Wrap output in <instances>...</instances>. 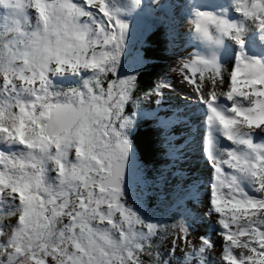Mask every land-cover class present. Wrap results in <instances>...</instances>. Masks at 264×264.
I'll use <instances>...</instances> for the list:
<instances>
[{
  "label": "snow or ice",
  "instance_id": "6c2138e0",
  "mask_svg": "<svg viewBox=\"0 0 264 264\" xmlns=\"http://www.w3.org/2000/svg\"><path fill=\"white\" fill-rule=\"evenodd\" d=\"M181 9L199 46L172 106L166 78L138 92L145 36L175 55ZM144 124L162 162L137 153ZM213 214L228 264H264V0H0V264H214ZM166 220L181 234L154 249Z\"/></svg>",
  "mask_w": 264,
  "mask_h": 264
},
{
  "label": "rangeland",
  "instance_id": "374dc122",
  "mask_svg": "<svg viewBox=\"0 0 264 264\" xmlns=\"http://www.w3.org/2000/svg\"><path fill=\"white\" fill-rule=\"evenodd\" d=\"M119 2H121V0H113V3H119ZM123 2H126V0H123ZM208 8H209V10H211L210 7H208ZM167 10L169 11L170 14L173 11L172 9H167ZM32 11L33 10H29L30 13ZM151 13L152 12L150 10L146 9L145 13H142L135 18L136 22H131L132 23V32L134 34V37H137L138 35L141 34V31L139 30V28L145 29L147 27V24H148L147 20L149 19V16ZM185 16H186V14L184 11H179V13L174 16V20H175V23L177 25V29L180 33L181 39H180V48L177 50V53L175 55L172 53V55H171V58H172L173 63L175 65V70H173L171 72L174 74V77L172 79H169V77L166 79L167 82L173 86V88H174V85H173L174 83L178 82L179 80H183L182 76L184 74H182L181 70H180V61L182 59H184V57H187V55H188L187 52L191 48H193L195 46H197V47L199 46V42L196 40L195 35H194L195 23L191 19H189L186 21V24H185ZM139 21H141V22L139 23ZM136 27H138V29ZM190 33L192 35H190ZM134 41L136 42V38L132 42H134ZM132 42H130L131 45H132ZM132 51H133V49L130 48L129 52L131 53ZM185 54H186V56H185ZM210 55H211V53H209V54L207 53L205 56H210ZM180 57H182V58H180ZM185 74H187V73H185ZM197 79H199V74H197ZM197 83H199V80L197 81ZM203 90L205 93H208L211 90V84H210V80H209L207 73H205ZM164 92H165L166 99L168 100V102L172 106L182 105L183 100L180 99V97H183L184 95L181 92L177 91L175 88H174V90H169L167 85L164 86ZM170 94L171 95L173 94V96H175V100L172 101V99L167 98ZM176 95H177V97H176ZM189 98H190V96L188 97V99ZM222 142H225V144H226V141H222ZM200 167H202V168L204 167L202 161L200 162ZM225 170L231 171L230 169H227V168H225ZM197 175L200 176V180L202 183H204V184L207 183V177L205 178L204 170L198 172ZM204 178H205V182H204ZM204 195H206V189H203L201 191V196L203 197ZM202 209H203V205H201L200 210H202ZM7 219L11 220L14 218H7ZM0 222H2V221H0ZM207 225H213L216 228L221 227L218 225V217L216 214H213L212 216L208 217V219L205 221V226L202 227L200 229V231L208 232V234L211 236L212 241L216 245V247L211 249L209 252V255L213 258L214 264H228V262L223 259V252H222V249L220 247L222 237L220 235H218L215 230L209 229L207 227ZM180 234H181L180 229L177 226H175V228H173L172 234L171 235L167 234V236H166L167 238L164 239V242H165L164 243V250H167L169 245L172 243V239L174 237L180 235ZM190 239H194L198 242L199 238H198V236H196V237H190ZM241 239H243V238H241ZM241 251H247V250L239 248V247H236L233 249L234 254L239 253Z\"/></svg>",
  "mask_w": 264,
  "mask_h": 264
},
{
  "label": "trees",
  "instance_id": "16d2710c",
  "mask_svg": "<svg viewBox=\"0 0 264 264\" xmlns=\"http://www.w3.org/2000/svg\"><path fill=\"white\" fill-rule=\"evenodd\" d=\"M152 25L153 21L148 23L147 29L149 30V33L151 31ZM141 32L143 33L144 31L142 30ZM160 40L161 37L158 35L153 36L151 40H148L147 36H145L146 42L143 44V49L148 50V54L153 57L148 61L149 66L140 74L141 81L139 84L138 94L142 98L144 93L149 90L150 86H155L157 81L161 80L162 78H166V73L168 72L166 71L167 68L173 65V60L171 58L172 53H165L160 50ZM136 47H140V44H137L135 41L132 42V45H129V49L132 48L134 50ZM145 103H147V101H145ZM134 139L137 146V153L139 155L151 157L152 153L156 152L157 155L155 156V161L162 162V159L158 154L160 151V147L157 142L158 137L150 125H142L137 130ZM175 226L176 225L171 220H166L165 224H163L160 228V234L158 237L154 238L156 240L154 249L156 246L164 249V239L167 238V234H172L173 228H175ZM155 255L156 252L154 250L151 257L145 254L142 256V259L144 260L145 264H152V260Z\"/></svg>",
  "mask_w": 264,
  "mask_h": 264
},
{
  "label": "bare ground",
  "instance_id": "6f19581e",
  "mask_svg": "<svg viewBox=\"0 0 264 264\" xmlns=\"http://www.w3.org/2000/svg\"><path fill=\"white\" fill-rule=\"evenodd\" d=\"M235 3H236V0H232V4H233V6H235ZM213 6H214V4H213ZM212 6V7H213ZM199 79H197V81H198ZM174 85V88L177 90V91H179V92H181L183 95H185V93H189V96H190V98L189 99H191V95H192V92H191V90L194 88V85H192V84H190V83H188L187 81H184V80H179L178 82H176V83H174L173 84ZM216 91H217V93H222L223 91H225V89L224 88H222V87H218V88H216L215 89ZM179 96V95H178ZM188 96V97H189ZM176 97H177V95H176ZM167 98H170V99H172V101L173 100H175V96H173V94L171 95H169ZM179 100V99H178ZM221 100L223 101V97H221ZM176 102V101H175ZM184 103V101L182 102V104ZM175 104V103H174ZM200 171H202L203 170V168L202 167H200ZM205 172H207V169L204 171V174H205ZM207 176L205 175V178H206ZM205 178H204V182H205Z\"/></svg>",
  "mask_w": 264,
  "mask_h": 264
},
{
  "label": "clouds",
  "instance_id": "9594fccd",
  "mask_svg": "<svg viewBox=\"0 0 264 264\" xmlns=\"http://www.w3.org/2000/svg\"><path fill=\"white\" fill-rule=\"evenodd\" d=\"M148 10H150V9H148ZM150 11H151V10H150ZM151 14H152V13H151ZM156 19H157V18H156ZM154 20H155L154 17L150 15V16H149V19L147 20V22L149 23V22L154 21ZM132 22H136V21L134 20V21H132ZM140 22H141V21H139V23H140ZM142 25H143V24H142ZM142 25H141V26H142ZM136 28L138 29V27H136ZM147 28H148V24H147V27H146L145 29H147ZM139 30L141 31L140 28H139ZM141 34H142V32H141ZM139 36H140V35H138V36L135 37V38H138ZM135 38H134V39H135ZM134 39H133V40H134ZM133 40H132V41H133ZM132 41H131V42H132ZM183 56H184V55H183ZM185 56H186V54H185ZM180 58H182V57H180ZM184 58H186V57H184ZM168 62H169V61H168ZM172 64H173V65H172L171 67L167 68V70H166V71H168V72L166 73V79H167L168 77H169V79H172V78L174 77V75H172V73L170 72V69H171L172 67H173V68L175 67L174 63H172ZM164 86H165V85H164ZM164 86H163V87H164Z\"/></svg>",
  "mask_w": 264,
  "mask_h": 264
}]
</instances>
